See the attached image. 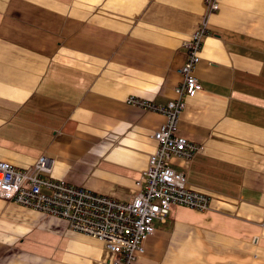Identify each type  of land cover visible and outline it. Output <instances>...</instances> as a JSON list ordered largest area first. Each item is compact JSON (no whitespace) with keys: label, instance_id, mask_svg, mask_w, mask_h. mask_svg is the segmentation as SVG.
Returning <instances> with one entry per match:
<instances>
[{"label":"crops","instance_id":"1","mask_svg":"<svg viewBox=\"0 0 264 264\" xmlns=\"http://www.w3.org/2000/svg\"><path fill=\"white\" fill-rule=\"evenodd\" d=\"M205 0H0V160L42 154L52 176L130 201L176 97ZM179 133L203 149L171 165L211 198L173 205L135 264H264V0L210 17ZM105 244L0 198V264H108Z\"/></svg>","mask_w":264,"mask_h":264},{"label":"built area","instance_id":"2","mask_svg":"<svg viewBox=\"0 0 264 264\" xmlns=\"http://www.w3.org/2000/svg\"><path fill=\"white\" fill-rule=\"evenodd\" d=\"M223 0H205L201 21L184 42L186 60L179 72L176 97L165 105L132 96L128 102L162 113L166 120L153 134L157 146L148 168L136 180L137 193L130 201L97 193L87 187L52 176L54 160L42 154L26 168L0 160V198L65 220L69 228L102 241L112 253L108 264H135L145 252L146 240L156 231V222H166L173 205L205 212L210 196L188 186L187 176L171 165L174 157L191 159L203 145L179 133L187 98L202 90L196 75L210 17Z\"/></svg>","mask_w":264,"mask_h":264}]
</instances>
